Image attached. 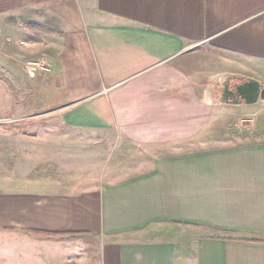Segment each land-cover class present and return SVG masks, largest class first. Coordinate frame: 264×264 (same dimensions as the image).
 Segmentation results:
<instances>
[{"label":"crops","instance_id":"crops-1","mask_svg":"<svg viewBox=\"0 0 264 264\" xmlns=\"http://www.w3.org/2000/svg\"><path fill=\"white\" fill-rule=\"evenodd\" d=\"M0 49L34 104L150 155L94 183L4 176L0 264H264L263 120L219 129L264 104L216 99L222 75L264 87V0H0Z\"/></svg>","mask_w":264,"mask_h":264},{"label":"rangeland","instance_id":"rangeland-1","mask_svg":"<svg viewBox=\"0 0 264 264\" xmlns=\"http://www.w3.org/2000/svg\"><path fill=\"white\" fill-rule=\"evenodd\" d=\"M26 78L18 63L0 49V181L4 176L35 179L42 173L54 180L94 183L107 170L130 169L139 159L150 157L114 132L100 135L67 126L50 108L33 103L42 92ZM260 119L264 125V107L221 124L219 129L227 133L222 140L256 141ZM18 255L16 248L11 264H20Z\"/></svg>","mask_w":264,"mask_h":264},{"label":"water","instance_id":"water-1","mask_svg":"<svg viewBox=\"0 0 264 264\" xmlns=\"http://www.w3.org/2000/svg\"><path fill=\"white\" fill-rule=\"evenodd\" d=\"M29 73H34V70H29ZM216 91V99L219 102L228 100V95H234L245 105H252L257 102L264 104V87L260 88L258 84L252 81L240 82L230 87V77L222 75L217 78Z\"/></svg>","mask_w":264,"mask_h":264},{"label":"flooded vegetation","instance_id":"flooded-vegetation-1","mask_svg":"<svg viewBox=\"0 0 264 264\" xmlns=\"http://www.w3.org/2000/svg\"><path fill=\"white\" fill-rule=\"evenodd\" d=\"M238 83H240V81L232 80V81H230V87H231V86H234V85H236V84H238ZM231 89H232V88H231ZM227 98H228V100H237V99H238V98L235 97L234 95H228Z\"/></svg>","mask_w":264,"mask_h":264},{"label":"built area","instance_id":"built-area-1","mask_svg":"<svg viewBox=\"0 0 264 264\" xmlns=\"http://www.w3.org/2000/svg\"><path fill=\"white\" fill-rule=\"evenodd\" d=\"M42 68L41 65H39L38 63H33V64H30L29 68L27 70H35V69H40Z\"/></svg>","mask_w":264,"mask_h":264}]
</instances>
